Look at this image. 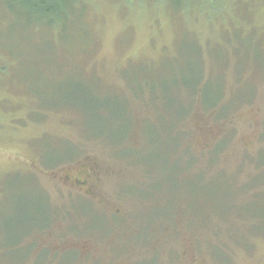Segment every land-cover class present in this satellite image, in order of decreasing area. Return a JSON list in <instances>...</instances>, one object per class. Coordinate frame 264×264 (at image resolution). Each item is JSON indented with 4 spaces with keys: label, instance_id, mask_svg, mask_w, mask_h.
I'll return each mask as SVG.
<instances>
[{
    "label": "rangeland",
    "instance_id": "1",
    "mask_svg": "<svg viewBox=\"0 0 264 264\" xmlns=\"http://www.w3.org/2000/svg\"><path fill=\"white\" fill-rule=\"evenodd\" d=\"M0 264H264V0H0Z\"/></svg>",
    "mask_w": 264,
    "mask_h": 264
},
{
    "label": "trees",
    "instance_id": "2",
    "mask_svg": "<svg viewBox=\"0 0 264 264\" xmlns=\"http://www.w3.org/2000/svg\"><path fill=\"white\" fill-rule=\"evenodd\" d=\"M28 5L30 10L40 13L42 16L61 12L64 9H72L80 3V0H16ZM171 1V0H170ZM204 1V0H200ZM177 5V4H175ZM60 162V161H59Z\"/></svg>",
    "mask_w": 264,
    "mask_h": 264
},
{
    "label": "flooded vegetation",
    "instance_id": "3",
    "mask_svg": "<svg viewBox=\"0 0 264 264\" xmlns=\"http://www.w3.org/2000/svg\"><path fill=\"white\" fill-rule=\"evenodd\" d=\"M72 183H73L74 186H77V185L79 186V185H80L79 188H81V187H83V185L85 184V181H78V180L76 179V182L73 180Z\"/></svg>",
    "mask_w": 264,
    "mask_h": 264
}]
</instances>
